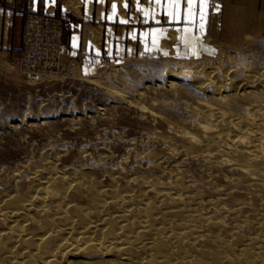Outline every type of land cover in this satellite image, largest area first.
<instances>
[{
  "label": "bare ground",
  "instance_id": "bare-ground-1",
  "mask_svg": "<svg viewBox=\"0 0 264 264\" xmlns=\"http://www.w3.org/2000/svg\"><path fill=\"white\" fill-rule=\"evenodd\" d=\"M248 10L210 13L207 30L222 13V35L230 42L201 38L231 48L210 50L193 60L191 69H164L172 90L184 84L182 74L198 98L189 104L192 119L171 125L173 138L161 142L169 154L154 158L158 171L139 177L118 168L101 183L85 168L58 167L53 155L28 164L32 170L26 173L38 181L0 194V264H264V58L249 48L264 29V14ZM174 32L163 40L167 46H174ZM246 35V59L233 64L239 53L232 47L239 39L243 44ZM144 87L136 97L115 96L147 111L139 100ZM184 150L199 153V165L209 175L226 170L223 177L236 187L221 192L207 184L217 194L205 196L199 184L180 179L177 157ZM244 191L252 193L248 202L238 196ZM246 203L249 211L243 209Z\"/></svg>",
  "mask_w": 264,
  "mask_h": 264
},
{
  "label": "rangeland",
  "instance_id": "rangeland-1",
  "mask_svg": "<svg viewBox=\"0 0 264 264\" xmlns=\"http://www.w3.org/2000/svg\"><path fill=\"white\" fill-rule=\"evenodd\" d=\"M10 1H14L18 9L16 14L22 18L24 26V17L18 12H29L27 7L31 0H0V3ZM142 1L148 4L147 11H144V6H140L141 11L137 12L129 6L124 13L116 15L107 11L105 6L99 16L94 12L85 17L70 14L71 22L80 25L79 33L82 35L84 30L87 32L86 29L82 30L83 26L91 27L89 38L98 42L88 46L79 45L74 61L70 63L74 77L30 82L21 74L18 62L11 55L0 51V194L7 188H26L36 182L32 174L26 173L32 170L28 164L39 165L43 159L52 158V155L56 157L58 167L66 170L85 168L89 178L101 183L109 182L111 170L118 168L130 173L135 171L133 174L139 177L158 171L153 164L154 158L169 154L161 142L173 138L171 125H183L192 119L189 104L198 98V93L186 84L182 74L180 77L184 87L179 84L172 90L164 69L172 65L178 68L186 65L191 69L193 60L204 54H212L208 53L210 50L231 46L228 43L217 46V43L211 44L207 42L208 39L201 38L207 35L211 39L208 41L230 42L222 35V13L216 14V19L209 23L212 28L207 30V23L202 17L204 15L198 13L195 2L163 0V7L158 6V12H155L153 9H156V4L153 5L150 0ZM207 18L208 22L211 15L207 14ZM62 21L64 36L65 32L70 36L71 26L66 25L65 18ZM170 30H174L177 36L174 46L164 43L170 38L167 37ZM263 33L264 29L260 38L249 48L258 51L259 56L264 58ZM246 37L243 44L239 39L232 47L233 54L239 53L237 59L234 56L233 64L246 59ZM202 41L203 44L199 46L198 43ZM233 76H236L235 73ZM144 84L148 87H144ZM141 87L146 89H143L144 94L139 100L146 104L147 111L135 105L129 106L115 96L117 92H122L136 97V91ZM188 89H192L191 92ZM42 118L47 121L45 124L39 123ZM199 156V153L185 150L178 154L177 159L182 164L177 171L180 179L182 177L195 185L199 184L200 187L197 186L203 188L201 191L205 196L217 194L208 191L207 184L218 185L221 192L236 187L230 179L225 180L228 174L226 170H213L209 175L200 167ZM145 168H151L152 171ZM19 170L25 172L17 178ZM160 174L161 179L166 177ZM251 195L248 191L238 194L246 202L251 199ZM254 204L259 206L260 202L254 201ZM250 206L246 203L243 209L249 211Z\"/></svg>",
  "mask_w": 264,
  "mask_h": 264
},
{
  "label": "crops",
  "instance_id": "crops-1",
  "mask_svg": "<svg viewBox=\"0 0 264 264\" xmlns=\"http://www.w3.org/2000/svg\"><path fill=\"white\" fill-rule=\"evenodd\" d=\"M150 1L153 5L156 4V7L154 6L156 9H153L155 12H158V6L163 7V0ZM172 1L175 2V0H171V2ZM188 1L189 3L195 2L197 4L198 13L204 15L202 17L205 22H207L208 19L207 14L224 12L223 9L234 6H241L247 10L250 9L256 13L259 12L260 14H264V0H209L206 7L202 5L201 0ZM113 5H115V8ZM147 5L146 1L143 2L142 0H31L27 8L32 12L48 13L66 19V25L68 24L72 28L70 36L65 32V40L72 49V55L67 60H69L70 63H73L74 54L79 45L88 46L93 45L94 42H98L89 38L91 27L81 26L82 30H87V32L84 30V34L81 35L79 33V30L81 29L79 23L71 22L69 18L70 14L85 17L90 16L91 13L94 12L95 15L99 16L101 9L106 6L108 9L107 11L120 15L121 13H124L125 8H129V6L130 9L132 8V10L136 12L141 11L140 6H144V11H147ZM16 10L18 9L15 8L14 1L4 4L0 3V51L11 55L18 62V56L12 52L11 46L20 41L23 21L22 18L16 14ZM160 11L163 10L160 9Z\"/></svg>",
  "mask_w": 264,
  "mask_h": 264
},
{
  "label": "built area",
  "instance_id": "built-area-1",
  "mask_svg": "<svg viewBox=\"0 0 264 264\" xmlns=\"http://www.w3.org/2000/svg\"><path fill=\"white\" fill-rule=\"evenodd\" d=\"M24 17L21 39L11 46L18 56L21 74L30 82L71 78L72 49L65 40L60 17L40 12H18Z\"/></svg>",
  "mask_w": 264,
  "mask_h": 264
},
{
  "label": "snow or ice",
  "instance_id": "snow-or-ice-1",
  "mask_svg": "<svg viewBox=\"0 0 264 264\" xmlns=\"http://www.w3.org/2000/svg\"><path fill=\"white\" fill-rule=\"evenodd\" d=\"M201 3H202V5H204L206 7L207 4L209 3V0H201ZM113 7L115 8V5H113ZM200 27L203 28V24H201ZM165 55H167V53H165Z\"/></svg>",
  "mask_w": 264,
  "mask_h": 264
}]
</instances>
